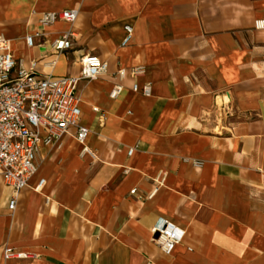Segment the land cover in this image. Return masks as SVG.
Wrapping results in <instances>:
<instances>
[{
    "label": "crops",
    "instance_id": "crops-1",
    "mask_svg": "<svg viewBox=\"0 0 264 264\" xmlns=\"http://www.w3.org/2000/svg\"><path fill=\"white\" fill-rule=\"evenodd\" d=\"M65 9L73 24L40 23ZM260 19L264 0H0V34L24 66L60 77L80 75L87 53L109 64L78 85L93 154L75 128L42 145L13 210L0 175V264H264ZM69 29L73 47L57 53ZM160 219L184 231L171 255L151 230ZM5 247L26 256L5 259Z\"/></svg>",
    "mask_w": 264,
    "mask_h": 264
},
{
    "label": "built area",
    "instance_id": "built-area-1",
    "mask_svg": "<svg viewBox=\"0 0 264 264\" xmlns=\"http://www.w3.org/2000/svg\"><path fill=\"white\" fill-rule=\"evenodd\" d=\"M78 17L77 9H65L59 12H46L40 18L42 25H49L63 20L73 24ZM258 28H264V19L256 22ZM128 32L123 44H127L132 31L131 25L125 26ZM41 31L26 36L29 46L34 45ZM75 33L72 29L59 34L52 42L57 53L73 47ZM82 69L77 76L40 75L31 66H24L17 60L8 38L0 34V175L12 188L13 195L9 209H14L17 194L27 186L30 178L36 173V155L42 145L52 143L75 128L74 136L82 144L81 154L92 153L87 144L90 128L80 123L82 109L81 99L77 93L82 79H95L107 72L109 64L96 54L87 53L81 57ZM130 75L140 72L137 67L130 69ZM120 77L127 75L124 69L119 70ZM124 88L122 82H116L110 91V97H117ZM132 90L149 95V83L140 86L134 82ZM94 110L100 112L98 107ZM130 148L128 154L131 155ZM45 180L36 186L41 189ZM159 184L156 183L148 197H153ZM136 188L132 193L136 192ZM152 233L161 252L171 255L183 237V229L165 219H160L153 227ZM26 253L11 247H5L4 258H23Z\"/></svg>",
    "mask_w": 264,
    "mask_h": 264
}]
</instances>
